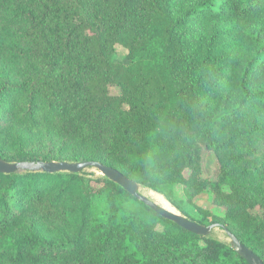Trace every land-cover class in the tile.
<instances>
[{
  "label": "trees",
  "instance_id": "1",
  "mask_svg": "<svg viewBox=\"0 0 264 264\" xmlns=\"http://www.w3.org/2000/svg\"><path fill=\"white\" fill-rule=\"evenodd\" d=\"M0 158L101 163L264 263V0H0ZM208 192L222 216L194 205ZM0 264L248 263L105 178L17 172Z\"/></svg>",
  "mask_w": 264,
  "mask_h": 264
},
{
  "label": "water",
  "instance_id": "2",
  "mask_svg": "<svg viewBox=\"0 0 264 264\" xmlns=\"http://www.w3.org/2000/svg\"><path fill=\"white\" fill-rule=\"evenodd\" d=\"M86 169L97 170L105 179L113 182L121 187L135 199L142 202L160 217L165 220L171 221L180 228L191 232L201 237L212 236L216 229L222 230L228 239L230 248L248 264H264L263 261L253 253V251L243 245L227 228L221 224H211L208 226L198 224L197 222L188 219L180 213H172L165 210L163 207L157 205L149 198L143 196L138 190L139 184L128 179L119 171L105 166L98 162L82 161V162H16L9 163L0 158V174H12L17 172H46L54 173H69L79 175Z\"/></svg>",
  "mask_w": 264,
  "mask_h": 264
},
{
  "label": "rangeland",
  "instance_id": "3",
  "mask_svg": "<svg viewBox=\"0 0 264 264\" xmlns=\"http://www.w3.org/2000/svg\"><path fill=\"white\" fill-rule=\"evenodd\" d=\"M123 56H124V51L121 48H118L116 53H115V59L117 61H120L123 59ZM110 90L115 95H119V93H120V91L117 87L112 86V87H110ZM29 146H30L29 150H35L42 155H46V154L51 155L52 152H53V154H56V152L59 151L57 149L56 145L55 146L51 145L46 138H43L39 135L32 137V141L30 142ZM51 156H53V155H51ZM217 169H218V166H217V162H216V159H215V156L213 155V153L208 152V151H203L202 161H201L202 172H201L200 178L213 179L216 172H217ZM81 175H84V177L87 179L104 178L95 169H86L85 171H83L81 173ZM185 176H188V172H185ZM140 187H142V190H139V191L143 196L149 198L150 200L155 202L157 205L162 207V205L159 202H157L155 200V198H153L152 193L157 194V195L161 196L162 198H164L162 195H160V194H158V193H156L150 189H147L141 185H140ZM181 196L183 198L182 194H181ZM165 201L175 210L176 213H180L166 199H165ZM194 205L200 206V207L208 210L209 212H211L212 214H214L215 216H218V217H220L224 214V209L213 201L212 195L209 192L198 195L195 199ZM186 209L188 210V214L190 217H192L194 219H199V216L196 214V212L193 210V208L187 206ZM212 237L214 239L220 241V242H228V239L226 238L225 234L220 229L214 230L212 233Z\"/></svg>",
  "mask_w": 264,
  "mask_h": 264
},
{
  "label": "bare ground",
  "instance_id": "4",
  "mask_svg": "<svg viewBox=\"0 0 264 264\" xmlns=\"http://www.w3.org/2000/svg\"><path fill=\"white\" fill-rule=\"evenodd\" d=\"M138 190H142V187H140V185H139V187H138ZM152 196H153V198H155V200L157 201V202H159L161 205H162V207L165 209V210H167V211H169V212H172V213H176L175 212V210L165 201V199L164 198H162L161 196H159V195H157V194H153L152 193Z\"/></svg>",
  "mask_w": 264,
  "mask_h": 264
}]
</instances>
